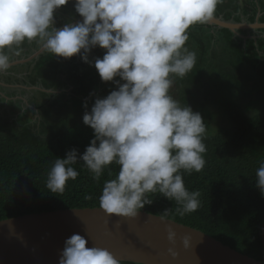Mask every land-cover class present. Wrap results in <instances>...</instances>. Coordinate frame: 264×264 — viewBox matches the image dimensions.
I'll return each mask as SVG.
<instances>
[{
  "label": "clouds",
  "instance_id": "obj_1",
  "mask_svg": "<svg viewBox=\"0 0 264 264\" xmlns=\"http://www.w3.org/2000/svg\"><path fill=\"white\" fill-rule=\"evenodd\" d=\"M221 2L72 0L81 19L57 27L54 12L69 0H0V72L11 64L6 48L39 38L53 56H79L102 82L114 85L105 96L90 93V106L82 102V121L93 136L82 153L72 147L53 162L46 181L51 193H63L67 181L77 178L72 165L78 161L96 180L115 162L119 170L104 181L99 196L106 213L135 217L153 203L148 193L176 201L181 215L198 209L200 192L186 188L180 170L204 168L206 125L200 112L181 106L169 94L170 74L184 77L193 69L196 53L185 47L187 29L208 21ZM96 48L104 50L102 56H91ZM255 175V186L264 196V161ZM175 235L168 227L170 242ZM182 240L187 249L189 237ZM88 243L79 233L67 237L57 264H122L107 248Z\"/></svg>",
  "mask_w": 264,
  "mask_h": 264
},
{
  "label": "trees",
  "instance_id": "obj_2",
  "mask_svg": "<svg viewBox=\"0 0 264 264\" xmlns=\"http://www.w3.org/2000/svg\"><path fill=\"white\" fill-rule=\"evenodd\" d=\"M238 2L222 0L217 4L216 11L230 9L225 15L228 17L232 11L239 9ZM250 8L253 4L248 2L247 9ZM74 15L79 18L75 10ZM202 28L200 24L187 29L185 45L196 53L193 69L184 77L170 74L181 86V92L188 95L182 98L183 105L188 104L198 112L205 108L208 94L200 99L197 92L191 89H197L201 80L204 81L211 49ZM222 30L227 35L217 39L215 44L220 42L232 67L238 71L239 65H246L255 76H264L259 74V71H264V38L256 39L257 44L254 39L244 42L241 38H232L227 29ZM103 52V49L96 48L91 56H102ZM48 60L53 73H65L66 79L72 83L71 98L66 107L76 117L71 120L59 118L46 138H41L28 125L21 130H13L6 127L5 121L0 122V220L56 209L100 207L99 196L104 181L114 178L119 170V165L113 162L96 180L83 162L78 161L72 167L79 174L75 180L67 181L63 193H51L47 188V176L53 162L72 147L82 153L93 136L92 129L82 121L85 111L82 102L87 100L91 105L94 97L90 93H93L95 79L99 77L96 69L83 63L79 56L64 59L52 55ZM47 71L41 69L40 74L47 75ZM44 84L47 88L51 85L50 82ZM211 95L212 101L227 115V124L219 126L211 134H204L206 151L202 155L205 166L200 172L180 170L186 188L200 192V206L194 212L181 215L178 209L182 206L176 201L167 200L158 193H148L146 195L153 199V203L140 210L199 229L244 254L264 260L261 227L264 222V196H261L254 181L256 170L264 161V105L257 113L246 115L240 107L229 104L218 94L213 92ZM53 100L51 104L43 105L46 120L51 112L47 105L53 106ZM205 125H208L207 121ZM109 169L111 176L108 175Z\"/></svg>",
  "mask_w": 264,
  "mask_h": 264
},
{
  "label": "water",
  "instance_id": "obj_3",
  "mask_svg": "<svg viewBox=\"0 0 264 264\" xmlns=\"http://www.w3.org/2000/svg\"><path fill=\"white\" fill-rule=\"evenodd\" d=\"M206 22L233 31L240 25L214 14ZM249 26L264 28V24L259 22ZM168 227L176 234L174 242L167 238ZM261 227L264 240V222ZM73 233L85 236L89 241L86 246L94 244L107 248L121 261L142 264H264V260L255 259L199 229L170 218L145 210H139L135 217H122L108 214L98 206L34 212L0 220V264H57L64 240ZM185 235L190 241L187 249L182 240ZM169 248L177 253L175 257Z\"/></svg>",
  "mask_w": 264,
  "mask_h": 264
},
{
  "label": "rangeland",
  "instance_id": "obj_4",
  "mask_svg": "<svg viewBox=\"0 0 264 264\" xmlns=\"http://www.w3.org/2000/svg\"><path fill=\"white\" fill-rule=\"evenodd\" d=\"M72 6V0H69L68 4L61 6V8L54 12L56 17H59V15L61 17V27L67 21L69 22V17L74 15V8ZM210 30L207 29V32L209 34L212 33V35H205L211 44V49L208 55V65L205 66L204 81L201 80L197 89L194 87L191 89L197 92L200 99L205 98L204 95L208 94V100L205 98V108L199 111L203 119L208 123L205 134H211L219 126L227 124V115L223 108L212 101L211 94L213 92L229 104H235L240 107L246 115L257 113L264 105V76H255L256 74L249 71L246 65H239L240 68L236 71L231 63L228 62V54H224L223 47L219 45L220 42H217V45L215 44L217 38L220 37V32H217L215 28H213L214 32ZM261 33L264 37V30ZM261 33L257 31L256 35L252 34V36L257 37V34ZM254 43L257 44L256 39H254ZM185 47L188 48L186 45ZM214 71L221 73H215ZM16 72L19 73L18 70ZM61 74L60 85L55 88V91L39 92L30 88L22 89L21 86L10 87L8 91V88L0 85V122L5 121L6 127L13 130H21L25 125H28L41 138H46L50 135L51 127L55 125V122L59 118H64L65 120L69 118L70 120L75 119V113L71 114V110H67L68 108L66 107V105H69L73 86L66 79L65 73ZM259 74H264V71H259ZM33 76L30 74L24 77L27 81L25 84L31 85L33 83L32 78L37 81L36 77ZM219 76H221L220 79H218ZM170 79L172 80V85L169 89V94L181 106H184L182 98L188 95L181 92V86L178 85L174 78L170 77ZM94 83L93 93L101 97L107 95L114 87L111 82H102L100 77H97ZM53 99H56V101ZM52 100L53 106L47 105L51 109V112H49L50 118L46 120L43 105L51 104ZM64 101H67V103ZM62 108H65L63 112Z\"/></svg>",
  "mask_w": 264,
  "mask_h": 264
},
{
  "label": "flooded vegetation",
  "instance_id": "obj_5",
  "mask_svg": "<svg viewBox=\"0 0 264 264\" xmlns=\"http://www.w3.org/2000/svg\"><path fill=\"white\" fill-rule=\"evenodd\" d=\"M54 19H55L56 26L61 27L60 26L61 25L60 15H59V17H56L54 15ZM79 19H81V18L80 17L76 18L75 15H73V16L69 17V22H75L76 20H79ZM201 26L202 27L208 26V27L215 28L217 32L218 31L220 32V29H221V28L213 26V25H208L207 22H206V24H201ZM259 30L260 29H257V31H259ZM263 30H261V31H263ZM254 35H256V34H254ZM217 39H219V37ZM17 49H19V51H20L19 55H15V50H17ZM4 51L6 52V54H8L10 56L11 62H15L13 64H10V67L6 71L0 72V85L5 86V88H8L7 89L8 91H9L10 87L14 88V86H21L22 89L30 88L34 91H39V92L40 91L45 92L48 90L55 91V88L60 85V83H59L60 75H62V74L57 72V71H56V73H53L50 70V65L48 63L49 62L48 59L53 54L51 55V52H49L48 50H46L43 47V42L39 38L33 39L31 41L25 40L19 46L13 45L12 48H6ZM37 51H40V52L37 55H35V53ZM44 58L46 59V62L43 63V61H45ZM54 64H55V62H53V66H54ZM41 69H43V70L47 69L48 70L47 75L40 74ZM17 70L19 71V73L16 72ZM30 74L34 75L33 77H36L37 81H35L34 78H32L33 83L28 86L27 84H25L27 81L25 80L24 77H26ZM5 75H9V76H7L8 78ZM50 80H52V81H50ZM46 82L51 83L50 87L47 88L45 86L44 83H46Z\"/></svg>",
  "mask_w": 264,
  "mask_h": 264
},
{
  "label": "crops",
  "instance_id": "obj_6",
  "mask_svg": "<svg viewBox=\"0 0 264 264\" xmlns=\"http://www.w3.org/2000/svg\"><path fill=\"white\" fill-rule=\"evenodd\" d=\"M225 1V0H224ZM238 6L239 9L237 11H232V13L226 17V12H229L230 9H227L228 11L225 12H218L215 10L214 15L221 17L223 20L227 22H231L234 24H240L237 27H234V31L227 29V28H221L220 29V37H223V35H227L222 29H227L230 33H232V38H241L243 41H246L247 39H258V38H264L262 35V31L264 28H251L249 26L250 23L259 22L264 24V0H238ZM249 3L253 4V8L247 9V5ZM199 24H206L204 23H195L192 26H200ZM246 24V25H242ZM203 34L204 35H212V33H208L207 29H211V32L213 31L212 27L203 26ZM257 29H260L257 34V37H253L251 34H255L257 32ZM250 34V35H249Z\"/></svg>",
  "mask_w": 264,
  "mask_h": 264
}]
</instances>
